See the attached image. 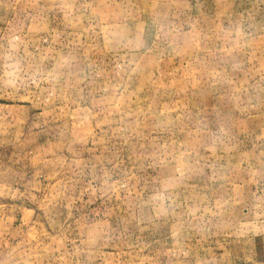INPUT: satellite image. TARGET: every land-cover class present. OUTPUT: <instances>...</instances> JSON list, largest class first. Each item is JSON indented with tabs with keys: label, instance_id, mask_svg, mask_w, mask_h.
<instances>
[{
	"label": "rangeland",
	"instance_id": "rangeland-1",
	"mask_svg": "<svg viewBox=\"0 0 264 264\" xmlns=\"http://www.w3.org/2000/svg\"><path fill=\"white\" fill-rule=\"evenodd\" d=\"M0 264H264V0H0Z\"/></svg>",
	"mask_w": 264,
	"mask_h": 264
}]
</instances>
